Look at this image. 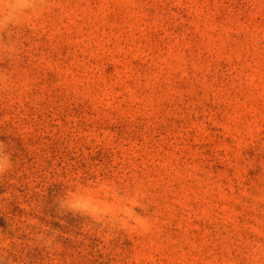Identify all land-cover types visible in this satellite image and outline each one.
I'll return each mask as SVG.
<instances>
[{
  "label": "rangeland",
  "instance_id": "374dc122",
  "mask_svg": "<svg viewBox=\"0 0 264 264\" xmlns=\"http://www.w3.org/2000/svg\"><path fill=\"white\" fill-rule=\"evenodd\" d=\"M0 264H264V0H0Z\"/></svg>",
  "mask_w": 264,
  "mask_h": 264
}]
</instances>
